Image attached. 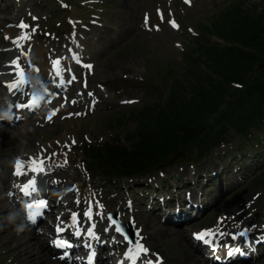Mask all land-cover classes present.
I'll use <instances>...</instances> for the list:
<instances>
[{"label":"rangeland","instance_id":"obj_1","mask_svg":"<svg viewBox=\"0 0 264 264\" xmlns=\"http://www.w3.org/2000/svg\"><path fill=\"white\" fill-rule=\"evenodd\" d=\"M103 4H100L102 8H105L104 19L106 27H112L113 30L106 31V37L112 32L111 37L115 39L113 45L108 46L102 50L101 55L97 54L95 58L96 73L93 88L97 90L98 87L105 88V84L108 82L120 81L121 83L113 85L112 89L117 91L116 93L103 90L102 93L105 96H111L112 100L116 103V106H110L106 110H97L94 115L84 119H76V112L72 114L75 118L65 120L64 118L69 114L65 113L61 120L57 121L53 125H47L45 128L40 127L42 121L28 123L27 125L20 126L13 130L14 135L9 139H2L0 143V158H5V153L11 148L13 150L11 156L8 158L7 169L10 174L12 158L16 155H23L28 153L29 155H36L45 148L43 145H52L50 152L59 151V149L67 150L63 155L57 156L60 161L66 159V155L69 154V158L72 159L73 164L68 168L70 174L78 176L76 171H80L78 162H82L81 152L75 153V148L81 147L82 143H89L94 147L102 146L106 143L118 140V146L128 148L130 142L128 136L134 134L139 127V122L133 121L135 114L141 110V107L145 104H153L159 102L157 92L159 91L162 97L165 86H162L161 79L155 74L156 67L160 69H169L173 67L175 70L180 71L181 76L187 68L186 61L182 59L181 54H177L178 50L175 48L177 41H184L187 37L186 34H175L164 28L163 32L160 33H143L140 32L133 24V20L140 18L143 12L149 10L153 12L154 1L157 0H103ZM153 1V2H152ZM159 1V0H158ZM202 1L193 12H189V19L187 24L193 25L194 27L211 24L215 20L218 8H224L228 3H232L230 0L228 3L226 0H200ZM256 1L250 2L251 4ZM248 3V4H250ZM54 5V4H53ZM48 10H45V12ZM1 19V15H0ZM5 21H3L4 24ZM1 27L3 25H0ZM198 28V27H197ZM199 29V28H198ZM102 35H100L101 37ZM184 36L183 40L181 37ZM213 42H217L215 38ZM101 46L103 40L100 41ZM191 45V44H190ZM99 47H97V50ZM42 59H44V53L42 52ZM155 70V72H154ZM126 78V79H125ZM145 80L151 85V89L139 88L138 86L133 89L132 94L129 95L134 99L140 101L134 105L120 104V99L126 98V91L130 89L127 85V81ZM117 86V90L116 87ZM154 88V89H153ZM153 89V90H152ZM102 91V90H101ZM109 101V100H108ZM86 102V100H85ZM91 115V114H90ZM43 118V116L41 117ZM122 119V123L118 124V119ZM82 123V124H80ZM39 124V126H38ZM232 143L226 151L233 150V146L238 145L237 138L234 133L231 132ZM234 135V136H233ZM43 144V145H42ZM236 144V145H234ZM71 150V152H70ZM72 156H71V155ZM219 154H223L220 152ZM216 158V154H213L209 159L205 160L204 163L207 167L210 162L211 165H216L213 161ZM84 160L87 159L84 157ZM91 173L87 168H83L82 178L89 176ZM255 180H258L256 178ZM94 182L99 187H104L105 190L110 189L109 184H105L100 177L94 179ZM1 189V187H0ZM61 192V196L62 193ZM228 196L220 205L219 208L213 212V215L208 217L206 221L200 222L199 227H213L217 223V217H227V215H234L236 217H243L244 219L255 218L256 215H262L264 213V181L254 183H248L239 190H236ZM61 196L58 199H61ZM5 199V194L0 190V200ZM250 208V209H249ZM261 209V211H259ZM12 212H10L11 215ZM139 219L142 218L139 216ZM12 223H20L25 227L21 214L17 213L11 217ZM155 229H164L161 226H155V222L152 224ZM197 228V229H198ZM149 231L153 232V228L149 226ZM160 239L159 245H162L165 249L166 254L173 257L174 260L178 259L185 250V242L189 243V236H175V239H164L162 235L158 236ZM7 237L0 239V264H9L13 259L8 254H5L7 247ZM153 244L157 245V239L152 238ZM9 246V245H8ZM189 246V244L187 245ZM48 252V251H47ZM169 261V260H168ZM167 264L178 263L177 261L170 260ZM12 264H17L13 261ZM20 264V263H19ZM256 264H264V259Z\"/></svg>","mask_w":264,"mask_h":264},{"label":"trees","instance_id":"obj_2","mask_svg":"<svg viewBox=\"0 0 264 264\" xmlns=\"http://www.w3.org/2000/svg\"><path fill=\"white\" fill-rule=\"evenodd\" d=\"M236 11L238 13L225 31H220L222 27L215 28L228 46L216 47L211 54L200 58L216 74L217 80L208 77L191 85L188 90L192 91L193 98L189 105L184 103L186 88H174L165 107H145L141 112L145 123L132 136V139L137 137L133 150L118 148L112 154L107 153L114 164L111 167L113 174L142 176L168 163L184 149L222 140L229 125L244 132L253 117L264 114V68L257 71L245 91L230 92L225 88L230 81L246 85L245 75L254 72L255 66L264 65V10L262 13L257 10ZM225 16L229 17L230 13ZM205 84L210 89H205ZM227 95L230 102L225 100ZM217 128L220 129L215 130Z\"/></svg>","mask_w":264,"mask_h":264},{"label":"bare ground","instance_id":"obj_3","mask_svg":"<svg viewBox=\"0 0 264 264\" xmlns=\"http://www.w3.org/2000/svg\"><path fill=\"white\" fill-rule=\"evenodd\" d=\"M9 7L10 5L8 2L6 3L3 11L8 12ZM3 11L0 10V14ZM98 96L101 99V105L99 106V110L101 108H104L105 110L108 109L111 104L107 103V101L104 100L102 94H98ZM13 135L14 133L10 129H0V138L2 139L9 140ZM12 152L13 150L10 148L5 153V158H0V187L1 190L6 194H8L9 192V183L11 182V180L15 179L12 175L9 174L7 164L4 163L8 161V158L11 156ZM23 157H29L28 153H23ZM56 184L59 185L60 182L57 181ZM73 188L74 193L77 194V188L75 187V183L73 185ZM71 206L72 204L67 205L68 208H70ZM8 207H13L11 198L2 201L0 200V239L7 237L6 244L7 246L9 245L8 248H10L7 249L6 252L7 254H12L14 256L12 260L18 264H61L60 262L55 260L49 252H47L48 249L45 245V239H43V237H46L49 234L53 233V229L49 226L48 222L45 224L44 230L42 232H34L31 231V228H24L23 226V230L19 231L17 228L21 227L20 223H12L10 219L13 213L16 214V208L13 207V212L10 215ZM55 207H60V204L56 205ZM65 218L66 217L63 216L61 220L65 222ZM143 231L145 232V230ZM160 235H162L164 239H174L175 236L182 235V232L174 233L170 227L158 231H153L150 234V237L151 240L152 238L157 239L156 246L150 239H147L151 241V246L153 247L154 251H159L160 255L163 254L165 257H167V260L177 261L179 264H202L200 260H196V255L192 253L190 247L187 246L186 242L184 248L185 250L181 251L182 255L178 259L174 260L173 257H171L169 254H166L163 246L159 245L160 241L158 236Z\"/></svg>","mask_w":264,"mask_h":264},{"label":"snow or ice","instance_id":"obj_4","mask_svg":"<svg viewBox=\"0 0 264 264\" xmlns=\"http://www.w3.org/2000/svg\"><path fill=\"white\" fill-rule=\"evenodd\" d=\"M186 2H190V0H186ZM173 27H177V25L175 24L174 21H171ZM20 28H27L28 25L23 24V22H21V24L19 25ZM11 65H14V71L16 76L18 77V79H13V81L9 84H7V87L9 88V90H15L18 89L19 87L24 86L27 83V80L25 78V72L24 69L20 66L19 62L17 60H13L11 62ZM54 68L56 69V74L59 75V69H58V65H59V61H54L53 62ZM86 67L91 68V65H86ZM47 89H45L46 91ZM128 102H132V101H128ZM17 108H21V109H29V108H35L38 107V98L36 96H31L30 99L27 100V102L25 103H19L16 105ZM55 113H53L52 115H54ZM52 118V116L50 115L48 117V119L50 120ZM28 171L32 172V173H36L37 175L44 173V168H43V161L42 160H37L36 158H33L30 163L27 166ZM25 164L23 161L17 159L15 166H14V172L16 175H23L25 174ZM24 194L26 196H31L32 193L37 192V187H36V180L34 178H30L28 179L27 183H25L21 189ZM28 209H30L31 211H29L28 214V219L32 222L35 223L36 222V218L40 215L43 214L42 210L47 209L48 207V201L46 199H36L34 200L32 203H29L27 205ZM85 215L90 216L91 213L87 212L85 213ZM111 219L112 224L115 226V230L119 233H121L122 235H124L123 229L120 226V224L112 219L111 217L109 218ZM73 220H76V215H73ZM59 227L57 228V231H59ZM89 235H93V233H89ZM197 236V238L199 239H204L206 236L211 235L210 231L206 230L204 232L201 233H196L195 234ZM125 239L127 240L128 237L127 235H125ZM131 242V241H130ZM58 246H64V247H68L70 246L68 244L67 241L65 240H57L56 241ZM136 248L139 252L141 253H147L148 249L144 248L143 245H140L139 243L136 244ZM139 257H137L138 259Z\"/></svg>","mask_w":264,"mask_h":264},{"label":"clouds","instance_id":"obj_5","mask_svg":"<svg viewBox=\"0 0 264 264\" xmlns=\"http://www.w3.org/2000/svg\"><path fill=\"white\" fill-rule=\"evenodd\" d=\"M11 219V218H10ZM19 231H22L23 230V227L21 226V227H19V228H17Z\"/></svg>","mask_w":264,"mask_h":264}]
</instances>
